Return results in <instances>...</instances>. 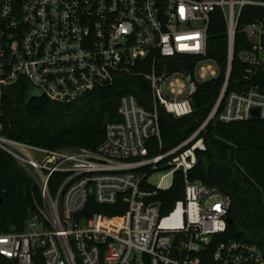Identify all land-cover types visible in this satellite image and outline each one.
Returning <instances> with one entry per match:
<instances>
[{"label": "built area", "instance_id": "obj_1", "mask_svg": "<svg viewBox=\"0 0 264 264\" xmlns=\"http://www.w3.org/2000/svg\"><path fill=\"white\" fill-rule=\"evenodd\" d=\"M260 10L243 31L248 46L237 52L245 65L243 88L228 92L238 20L244 6ZM219 9L225 21L227 64L218 100L205 121L184 141L161 150L158 108L175 118L193 111L197 84L216 78L207 56V28ZM171 61L182 65L175 71ZM138 62L146 75L151 107L133 94L119 98L120 120L107 122L94 149H49L7 137L0 108V150L10 155L38 186L41 205L23 231L0 227V264H264V252L245 240L219 242L225 232L228 195L187 172L204 150L199 137L209 120L264 119V0H0V98L22 81L30 92L71 103L114 74ZM1 106V103H0ZM257 110V115L253 114ZM166 171L157 184L153 172ZM183 173V198L163 214L150 200ZM62 174L54 191L50 179ZM95 205H117L123 213L84 214Z\"/></svg>", "mask_w": 264, "mask_h": 264}, {"label": "trees", "instance_id": "obj_2", "mask_svg": "<svg viewBox=\"0 0 264 264\" xmlns=\"http://www.w3.org/2000/svg\"><path fill=\"white\" fill-rule=\"evenodd\" d=\"M260 10L246 5L242 8L234 42L229 83L226 91L243 88L245 65L236 54L248 46L243 27L259 16ZM227 35L225 21L219 9L210 15L207 28V56L218 67L216 78L197 84L192 97L191 114L175 118L158 108L162 148L151 145L150 154L167 151L188 138L207 118L219 98L227 64ZM178 61L169 63V70L181 67ZM147 62H138L114 74L112 82L94 89L71 103H58L30 92L28 84L20 81L8 86L0 98L4 121L2 133L9 138L49 149L94 150L104 138L107 122L120 120L119 98L133 94L140 105L151 107L150 86L146 75ZM199 137L204 150H196V162L187 172L190 180H199L216 187L230 198L228 216L232 223L225 232L214 235L209 242V254L221 241L245 240L257 244L264 252V119L252 117L244 121H208ZM62 174L50 179L53 192ZM142 188L155 191L150 200L159 204L167 214L176 200L183 198V173L176 171L172 184L165 190H155L146 184ZM41 196L38 186L7 153L0 150V227L15 231L25 229L26 220L38 212ZM117 205H95L90 199L84 214L123 213ZM207 264V260L202 262ZM1 264H15L4 259Z\"/></svg>", "mask_w": 264, "mask_h": 264}, {"label": "rangeland", "instance_id": "obj_3", "mask_svg": "<svg viewBox=\"0 0 264 264\" xmlns=\"http://www.w3.org/2000/svg\"><path fill=\"white\" fill-rule=\"evenodd\" d=\"M35 91H32V94H35ZM69 150H73V149H69ZM166 171H158V172H153L149 177H148V182L152 183V184H157L159 177L161 175H163Z\"/></svg>", "mask_w": 264, "mask_h": 264}, {"label": "water", "instance_id": "obj_4", "mask_svg": "<svg viewBox=\"0 0 264 264\" xmlns=\"http://www.w3.org/2000/svg\"><path fill=\"white\" fill-rule=\"evenodd\" d=\"M36 95L42 96L41 94H36ZM253 114L257 115V110H253ZM226 223L227 225H230L232 223V219L229 216L226 217Z\"/></svg>", "mask_w": 264, "mask_h": 264}]
</instances>
